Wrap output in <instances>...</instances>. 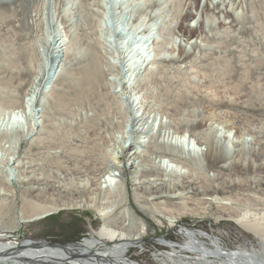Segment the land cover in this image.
Returning <instances> with one entry per match:
<instances>
[{"label": "rangeland", "instance_id": "obj_1", "mask_svg": "<svg viewBox=\"0 0 264 264\" xmlns=\"http://www.w3.org/2000/svg\"><path fill=\"white\" fill-rule=\"evenodd\" d=\"M57 39L70 52L64 72L53 76ZM0 86V233L11 241L65 247L91 237L106 241L99 233L107 228L138 239L127 255L138 264H162L191 232L209 247L216 242L229 252L261 251L264 189L252 188L248 179L264 176V0H0ZM146 103L153 105L149 128L132 133L127 119L141 115ZM14 110L20 113L7 132ZM192 123L193 134L211 133L220 141V156L236 160L239 149L248 165H262L247 167V188L214 199L226 206L210 209L192 196L182 213L172 207L146 216L137 204L152 206L134 195L130 179L125 197L104 194L97 203L87 199L89 208L66 206L81 204L78 189L102 181L125 144L140 136L157 150L148 157L157 158ZM148 147L139 152L145 155ZM123 156L130 176V154ZM215 158L211 154L219 162ZM197 161L201 177L214 174L205 157ZM182 255L195 262V253Z\"/></svg>", "mask_w": 264, "mask_h": 264}, {"label": "bare ground", "instance_id": "obj_2", "mask_svg": "<svg viewBox=\"0 0 264 264\" xmlns=\"http://www.w3.org/2000/svg\"><path fill=\"white\" fill-rule=\"evenodd\" d=\"M188 14L189 15L186 16L185 18L186 21L192 17L191 12ZM183 29H185V31L187 32V33L185 32L187 36L192 35L193 32L190 31L191 29L189 28V26L184 25ZM64 42L61 39H57L54 43V49L51 55V67H50L51 68L50 72L53 73L52 74L53 76L55 75L59 76L60 73L64 72V68H63L64 65L62 66L61 63L64 57L66 56V54L70 52V49L66 47V43ZM150 42L151 39L148 38L147 43ZM153 44L154 42H152L150 45ZM139 58H140L139 61L142 62L143 64L148 63L146 62V58L143 55H141ZM131 69L132 67L129 68L128 71H131ZM95 71L92 70L93 73ZM122 72L123 71H121V74H123ZM93 75H95V73ZM95 76L94 78L91 79L94 80ZM87 78L88 77H86V79ZM97 80L98 78L96 79V81ZM4 94H5L4 91L3 92L0 91V100L5 96ZM30 105L31 104L27 102L25 103L24 110L26 115L28 113L26 111V108L28 109L29 108L28 106ZM152 106L153 105H151V103L143 104L142 105L143 112L141 113V115L132 117L130 121L127 119V123L131 124L130 128L132 133L137 134V132L142 133L143 131L148 130L151 119L150 114L152 113L153 110ZM18 113L20 112L19 111L17 112V110L12 111L11 114L9 113L10 115L7 126L5 125L7 127V132L13 129L12 127L13 125L11 124H14L16 120L15 117H18ZM12 118H13V123H11ZM5 119L6 117H4V122ZM155 120H157L156 117H154V121ZM161 123L162 124H160L161 127L159 128V130L163 133L166 130L167 126L165 123L163 122ZM169 123L171 126L172 122ZM138 126L140 127L137 129ZM141 127L143 128L140 130ZM196 128L197 127L195 126L194 123L188 125L187 134L184 135L180 134L178 136L176 135L177 137L174 140L172 141L169 140L172 143L170 144L167 143V147H165L164 150H162L161 153L162 155L159 154L157 158H153L154 160L152 158H149L148 155L152 152L153 153L155 152L152 150L153 147L155 149V146H152V144H150L151 147H148L150 145L147 146L145 144V141L143 142L140 136L131 146L125 144L121 148L122 156H119L117 158V162L115 163L114 166H112L113 168L109 171L107 176L104 177V179H102V181L94 182V186L91 188H87V186H85L84 188L81 187L82 189H78V192L83 197L81 204L78 205L71 204L70 206L69 205L66 206L89 208L92 207L90 204L87 203L89 200H92L93 203H97L98 199L105 200L104 194L109 196V194L111 195L113 193L115 196L125 197V194H127L128 179H130L132 183V187H134L132 188L134 195L138 197L142 196L144 200L152 206L151 208H145L144 206L137 204L139 210L146 216H149L150 214H153L154 212L157 211H159V213L163 212L165 214L170 213L169 209L172 207H176V209L178 207L181 210V208L185 207L184 201H186L192 196L199 197L204 202L205 205H208L210 207V209H214L213 207L221 208L223 205L226 206L227 204L225 203H219V201H215V200H220L217 197L219 195H222L223 197H229L234 187L240 189L247 188V167L249 168L254 167L257 169H253V170H258L262 165H255V164L248 165L247 158L244 157L245 155L244 151H241L239 149H238V155L236 156L238 157V159L236 160L231 161L230 159L224 158V156L223 157L220 156L221 152L218 147L220 141L216 139L211 133L205 134V136L203 134V137L201 135L199 136L198 134H193L192 132H194ZM3 130L4 129L2 128V126H0V132H2ZM20 133H22V131ZM157 134L159 133L157 132ZM159 136H161V134H159ZM169 136L171 137V135ZM203 145L205 146V148H203ZM145 147H148L149 152L143 155L139 151ZM129 150L131 151V153L129 152ZM127 153L128 156L130 154L128 159V163L130 164V169H131L130 176H127V170L125 169L126 167H123L122 166L123 164L121 165V160L122 161L124 160L123 154L126 155ZM211 154H214V156L216 157L215 158L216 161L220 162L221 164L220 166H218L219 162H212ZM204 157L206 158V161L207 160L209 161L210 164L209 168L211 169V171H215V172L213 175H210V171L208 170L209 171L208 174L205 173L203 174V177H201L202 172L198 171L200 170V168H198L199 163L197 160L203 159ZM248 158H250V156ZM233 165L236 166L237 168L236 172H233L232 169ZM262 167H264V165ZM202 168L204 169V167ZM10 171H8L7 172L8 174L6 175L7 176L6 178H8L9 180H11V175L9 174ZM192 174H196L197 176L195 177ZM18 180L19 179L13 181L17 182L16 184L19 185V183L21 182ZM250 180L253 182L251 184L252 188L259 187L264 189L263 175L260 174L259 178L248 179V181ZM21 181L23 182V180ZM88 193L91 194L90 198L86 196L88 195ZM222 200L224 199H221L220 201ZM48 214L49 212L44 213L40 216L25 218V220L22 223H31V222L34 223L35 221H40L46 218ZM236 221L242 228L246 229L247 231L255 230L252 228V225L243 222V219L241 220L237 219ZM133 224H135V222H133ZM7 237L8 236L5 235L4 233H0V264H138L127 258L129 250L133 246L139 243L138 239L133 237L131 234L117 235L116 232L109 231L107 228H103L99 233V237L105 239L106 241H100V239L96 237H91V238H85L81 242L71 243L69 245H66L65 247H57V248L51 247L50 245L44 243L43 241H37V240L11 241L10 238ZM187 237L189 240L182 248V250L181 251L175 250L174 253H169L165 255L160 260L161 262H163L162 264H264V241L262 242L261 245V251L245 250V251L229 252V251H225L222 247L217 245L216 242H214L213 247L207 246L193 232L189 233ZM184 251L196 254V256L194 257L195 260L194 263H191L186 260L187 257L185 255H182V252ZM212 258H217V259L214 260Z\"/></svg>", "mask_w": 264, "mask_h": 264}]
</instances>
